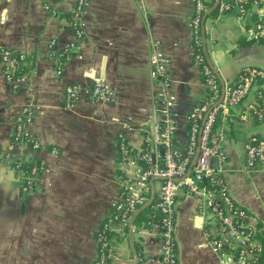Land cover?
<instances>
[{
	"label": "crops",
	"instance_id": "1",
	"mask_svg": "<svg viewBox=\"0 0 264 264\" xmlns=\"http://www.w3.org/2000/svg\"><path fill=\"white\" fill-rule=\"evenodd\" d=\"M43 2L0 0V46L27 55L25 74L16 88L0 67V264H91L97 254L95 233L119 189L116 135L122 131L128 144L140 148L142 132L150 124V39L161 42L169 59L177 148L183 149L187 139L185 113L204 98L200 70L190 55L192 0H87L80 13L83 38L62 62L59 74L55 51L73 39L69 20L75 0H51L50 9ZM214 5L207 8L203 21L204 53L206 49L219 81L232 85L243 65L264 69V57L259 42L245 37L244 24L232 12L211 13ZM96 77L111 89L109 97L88 93ZM69 84L78 87V96L65 106ZM258 99L252 88L217 124L225 133L220 172L226 188L250 212L249 221L264 227V166L247 167L243 152L250 134L264 132V118H254L249 108ZM27 105L34 108L29 130L40 142L38 149L11 138L13 118ZM38 160L43 169L32 176L28 188L27 174L17 164ZM159 184V179H152L148 200L132 212L126 229L110 233L108 264H136L138 255L141 264H154L157 219L138 224L135 218L151 193L147 206L153 202ZM198 204V198L182 189L177 192L178 264H218L205 237L215 221L200 213Z\"/></svg>",
	"mask_w": 264,
	"mask_h": 264
},
{
	"label": "built area",
	"instance_id": "2",
	"mask_svg": "<svg viewBox=\"0 0 264 264\" xmlns=\"http://www.w3.org/2000/svg\"><path fill=\"white\" fill-rule=\"evenodd\" d=\"M51 0L43 5L50 9ZM209 0H192L188 19L191 32L190 55L202 77L204 98L186 113L187 139L183 149L174 144L176 130L173 109L174 94L168 72L169 59L158 39H150L148 73L152 82V115L149 127L142 132V146L132 147L122 131L116 135L117 174L119 189L112 201L108 216L95 233L97 254L91 264H103L111 254L108 233L123 230L127 219L136 208L143 205L150 194V181L159 179V188L153 200L157 214L159 250L154 264H178L174 236L175 204L177 192L199 199L198 210L210 214L215 226L206 230V242L218 256V264H259L262 244L256 237L264 228L251 223L250 212L238 205L229 194L220 164L225 161L222 148L225 133L217 124L225 120L232 107L237 105L252 89L257 90L258 100L249 105L254 118H264V69L256 65H243L232 85L221 83L204 53L202 20ZM216 11L232 12L244 24L245 37L249 40L264 38V0H213ZM87 0H75L70 11L73 39L60 52L56 73L61 72L62 62L70 57L83 38L80 13ZM254 15V17H252ZM54 41L48 46L53 47ZM27 55L12 48L0 46V67L5 80L12 88L18 87L25 74ZM88 93L95 98H107L111 89L96 77ZM78 96V87L66 85L64 105L70 106ZM34 108L22 107L12 121L11 138L14 142L29 144L38 149L40 142L30 130ZM129 128L128 125H125ZM52 152H56L52 148ZM244 163L247 167L264 166V132L250 134L243 143ZM27 177L26 187L31 188L32 176L43 169L42 160L33 161L28 170L17 164ZM116 227V228H115ZM138 256L136 263H142Z\"/></svg>",
	"mask_w": 264,
	"mask_h": 264
},
{
	"label": "trees",
	"instance_id": "3",
	"mask_svg": "<svg viewBox=\"0 0 264 264\" xmlns=\"http://www.w3.org/2000/svg\"><path fill=\"white\" fill-rule=\"evenodd\" d=\"M212 4H213V0H209V1H208V7H211ZM210 12H211V13L216 12V8L212 9ZM253 16H254V15H253ZM261 41H264V38H261V39H258V40H257V42H261ZM60 51H61V50H57V51H55L57 57H59V52H60ZM59 59H60V60H61V59L63 60V58H61V57H59ZM262 94H264V90H262ZM32 163H33L32 161H25V162L20 163V166L24 169V171H26V170L29 169V167L31 166ZM152 203H153V202H152ZM152 203H151L149 206H147V207H145L144 209H142V210L136 215V218H135V222H136V223L139 224L140 222H144V223H145V222H148V221H150V220H153V221L156 220V216H157L156 212L153 211V212H152V215H151V213H150L151 210H152V208H151V207H152ZM157 220H158V219H157ZM123 229L125 230V229H126V226H124ZM107 235H108L107 239H109V235H110V233H108ZM256 235H257L256 237L258 238V240H259L260 243L262 244V250H261L260 255H259L258 263H259V264H264V228L259 229V231L257 232ZM136 250L139 251V247H136ZM138 256H140V255H138ZM109 262H110V258L107 257L103 264H108ZM117 264H124V263H117ZM136 264H137V263H136Z\"/></svg>",
	"mask_w": 264,
	"mask_h": 264
},
{
	"label": "water",
	"instance_id": "4",
	"mask_svg": "<svg viewBox=\"0 0 264 264\" xmlns=\"http://www.w3.org/2000/svg\"><path fill=\"white\" fill-rule=\"evenodd\" d=\"M214 8H215V5H214L210 10H212V9H214ZM205 16H206V13H205L204 17H205ZM204 17H203V20H202V34H203V37H204V31H203V21H204ZM204 46H205V44H204ZM205 53H206L207 59H208L210 65H211V67L213 68L214 72H215L216 74H218L217 71H216V69H215V67H214V65L212 64V62H211V60H210V58H209V55H208L206 49H205ZM152 198H153V193H151V196H150V198H149V201H148L144 206H142L138 211H140V210H142L144 207H146V206L152 201ZM117 262L120 263V262H122V261H116V263H117Z\"/></svg>",
	"mask_w": 264,
	"mask_h": 264
},
{
	"label": "rangeland",
	"instance_id": "5",
	"mask_svg": "<svg viewBox=\"0 0 264 264\" xmlns=\"http://www.w3.org/2000/svg\"><path fill=\"white\" fill-rule=\"evenodd\" d=\"M260 50H259V54L264 57V41H261L258 43Z\"/></svg>",
	"mask_w": 264,
	"mask_h": 264
}]
</instances>
